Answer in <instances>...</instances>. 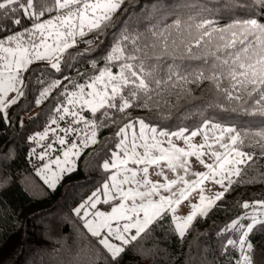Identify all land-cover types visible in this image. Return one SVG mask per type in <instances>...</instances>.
I'll use <instances>...</instances> for the list:
<instances>
[{
  "label": "snow or ice",
  "instance_id": "6c2138e0",
  "mask_svg": "<svg viewBox=\"0 0 264 264\" xmlns=\"http://www.w3.org/2000/svg\"><path fill=\"white\" fill-rule=\"evenodd\" d=\"M78 62L90 63L77 69L82 82L66 74ZM33 92L37 107L52 101L42 131L26 137L43 186L55 192L81 164L101 174L71 209L79 239L40 264H256L264 199L236 202L216 249L195 224L234 186L264 185V0H0V125L11 126V109ZM172 120L192 124L162 123ZM193 233L182 256L164 240L183 248Z\"/></svg>",
  "mask_w": 264,
  "mask_h": 264
},
{
  "label": "trees",
  "instance_id": "16d2710c",
  "mask_svg": "<svg viewBox=\"0 0 264 264\" xmlns=\"http://www.w3.org/2000/svg\"><path fill=\"white\" fill-rule=\"evenodd\" d=\"M141 2L148 4L149 0H141ZM103 54L104 46H101L99 50L92 53V58L99 60ZM39 66L46 67L44 64ZM32 67L35 68L37 65L34 64ZM77 69L79 72H90V63L78 62L74 68L66 70V74H73L78 78V82H82ZM36 87L38 86L33 84V88ZM196 94L200 95V90H197ZM34 96L35 92L27 102H21L11 109L14 113L11 126L0 125V176L7 173L11 178L7 185H0V264H34V261L40 264L42 258L46 261H54L61 244L76 242L79 239V232L83 231L80 222L71 214L73 205L81 197L90 193L101 180L100 173L91 171L81 164V171L67 176L55 192L43 186L39 177L35 175L37 162L29 156L32 145L26 137L43 128L49 110L52 108V101L51 98L45 101L36 115L25 118L24 116L35 105ZM133 115L145 118L150 116L147 111L139 109L135 110ZM206 115L241 128L249 124L255 126L252 118L242 115L224 113L215 109H206ZM21 120L23 127L19 124ZM162 123L170 124L175 129L177 124L191 125L192 121L172 120ZM102 135L110 136L111 131L105 130ZM6 148L11 153L9 159L4 158ZM91 151H93L92 147L86 150L85 155ZM81 159L84 160V157ZM36 185L44 189L43 195L34 196L33 189ZM252 199H264V185L234 186V191H230L225 199L219 202L223 205L222 207L214 209L206 219L198 218V223L195 224L196 230L199 233H205L200 238L201 241L205 242L210 249H216L218 228L241 211L238 206H235L236 202ZM157 234L159 235V232ZM195 234L186 238L183 248L175 236L165 235L164 240L169 250L182 256L187 250L188 241ZM256 241L259 243L254 259L256 264H264V236H253V242ZM129 258L135 259L130 254ZM209 259H211V253ZM219 259L222 260L223 257Z\"/></svg>",
  "mask_w": 264,
  "mask_h": 264
},
{
  "label": "rangeland",
  "instance_id": "374dc122",
  "mask_svg": "<svg viewBox=\"0 0 264 264\" xmlns=\"http://www.w3.org/2000/svg\"><path fill=\"white\" fill-rule=\"evenodd\" d=\"M67 74L70 75L71 77H73V78H75V79L78 80V78L75 77L73 74H70V73H67ZM39 107H40V106H39ZM39 107H37L36 105H34L33 109H32L30 112H28L24 117H25V118L33 117L34 115H36V113H37ZM253 125H255V124H253ZM62 126H63V125H62ZM42 129H43V128H41V129H39V130H37V131H42ZM35 132H36V131H34V132L30 133V134H33V133H35ZM32 146H35V145H32ZM57 147H59V146L57 145ZM41 150H42V149L37 148V152H39V151H41ZM53 155H55V154H53ZM33 159H34L35 162H37V166H40L41 162H40L39 160H37L35 157H33ZM206 187H208V188H212L214 191L219 189V186H213V185L209 184L208 182H206ZM206 194H207V193H206ZM186 205H187V202H184V203H182V204L180 205V207H179V209H178V212H179L180 215H186V214H188V212L190 211L189 207H187ZM100 207H106V206H100Z\"/></svg>",
  "mask_w": 264,
  "mask_h": 264
}]
</instances>
